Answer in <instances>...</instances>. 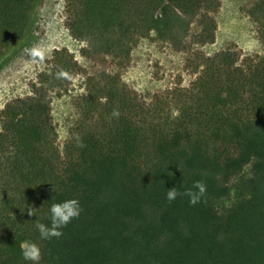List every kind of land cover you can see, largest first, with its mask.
I'll list each match as a JSON object with an SVG mask.
<instances>
[{
  "label": "trees",
  "instance_id": "16d2710c",
  "mask_svg": "<svg viewBox=\"0 0 264 264\" xmlns=\"http://www.w3.org/2000/svg\"><path fill=\"white\" fill-rule=\"evenodd\" d=\"M40 1L0 0V68L27 41ZM67 2L72 31L96 36L99 54L128 56L155 31L195 52V77L147 102L118 72L87 74L61 152L48 92L80 69L56 50L31 93L0 111V264H32L24 240L40 247L39 264H264V53L203 49L215 42L219 0ZM257 8L264 14V0ZM235 177L236 199L220 210ZM196 181L207 189L200 203L166 199ZM70 199L79 218L41 239L36 224L50 226L51 205Z\"/></svg>",
  "mask_w": 264,
  "mask_h": 264
},
{
  "label": "rangeland",
  "instance_id": "374dc122",
  "mask_svg": "<svg viewBox=\"0 0 264 264\" xmlns=\"http://www.w3.org/2000/svg\"><path fill=\"white\" fill-rule=\"evenodd\" d=\"M219 2V8L212 12L217 24L215 42L203 49L232 48L242 54H263L264 14L257 8L260 0ZM71 8L67 0H41L27 41L0 68L1 111L9 101L31 93L40 74L49 72L55 65L56 50H67L72 60L77 61L79 72L68 81L62 79V88H51L48 92L56 144L61 152L79 127L81 94L86 89L87 74L103 69L118 72L121 81L147 102L155 101L156 94L170 87L188 86L195 77V52L190 48H175L169 40L158 38L155 31L131 43L128 56L113 59L99 54L96 36L79 37L72 31ZM152 109L155 112V104ZM248 173L246 167L244 174ZM236 180L235 177L231 181L230 195L217 203L220 210L236 199Z\"/></svg>",
  "mask_w": 264,
  "mask_h": 264
},
{
  "label": "clouds",
  "instance_id": "9594fccd",
  "mask_svg": "<svg viewBox=\"0 0 264 264\" xmlns=\"http://www.w3.org/2000/svg\"><path fill=\"white\" fill-rule=\"evenodd\" d=\"M113 115L118 117V111H114ZM172 115L175 118L179 115V112L173 110ZM206 191V185L201 181H196L192 188L186 189L183 193L179 192L175 187L169 189L166 194V199L172 202L177 196L186 195L189 198V203L191 205H196L201 202V198L205 195ZM49 211L51 214V225L48 226L43 223L36 224L40 238L43 240L61 237L63 235L62 229L71 223L73 219L79 218L81 208L78 200L70 199L59 203H53ZM28 215H33V208L29 207ZM20 250L22 258L25 261L32 262V264H39V261L42 259L40 247L32 241H22L20 243Z\"/></svg>",
  "mask_w": 264,
  "mask_h": 264
}]
</instances>
